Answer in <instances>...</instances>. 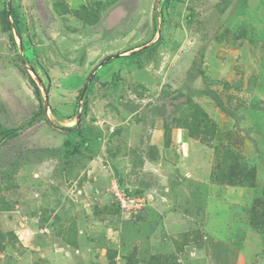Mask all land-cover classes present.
Here are the masks:
<instances>
[{
  "label": "rangeland",
  "instance_id": "374dc122",
  "mask_svg": "<svg viewBox=\"0 0 264 264\" xmlns=\"http://www.w3.org/2000/svg\"><path fill=\"white\" fill-rule=\"evenodd\" d=\"M52 2L0 0V264H264V0H131L98 69Z\"/></svg>",
  "mask_w": 264,
  "mask_h": 264
},
{
  "label": "crops",
  "instance_id": "0c3cea01",
  "mask_svg": "<svg viewBox=\"0 0 264 264\" xmlns=\"http://www.w3.org/2000/svg\"><path fill=\"white\" fill-rule=\"evenodd\" d=\"M52 1V4L50 6L48 5V12L59 13L63 16V19L67 15L73 25L79 24V35H83L86 38L81 44L84 43L83 45H85L82 51L85 48L87 49L83 51L77 60L84 63L83 67L90 69L97 67L98 69L101 66L100 63H104L109 57V54L106 53L108 41L111 43L113 39L121 37L120 35L112 33L114 29L110 30L109 34H107L106 30L112 28L108 20L115 12L121 14L120 20L124 24L129 13L127 10V2L131 0H63L61 3ZM138 4L141 5V0H138ZM69 12L76 13L75 16L77 17L68 15L67 13ZM84 12L90 15L86 19H82ZM121 27V31H123V25ZM115 35L116 37L114 38ZM95 38L102 40L100 45H94L93 41H95ZM137 47H134V49H137ZM152 144L156 143L153 142ZM120 255H122V252H119L118 257ZM115 261L117 262L118 260L116 259Z\"/></svg>",
  "mask_w": 264,
  "mask_h": 264
},
{
  "label": "trees",
  "instance_id": "16d2710c",
  "mask_svg": "<svg viewBox=\"0 0 264 264\" xmlns=\"http://www.w3.org/2000/svg\"><path fill=\"white\" fill-rule=\"evenodd\" d=\"M9 13H10V15H9ZM9 16H10V18H12L13 19V22H14V24L16 25V28H17V35L20 37V39L22 40V36H21V34H20V31H19V27H18V19H19V16H18V13H17V11L15 10V9H12V10H10V12L8 11V12H6L5 13V18H6V24L8 25V27H11L12 28V23H11V21L9 20ZM199 116H201L203 119H201V121L199 120L198 121V119H199ZM191 117H192V120H194L193 122H190V123H192V124H190V123H186V125L188 126V128L189 129H191L192 128V130L194 131V132H199V125L200 124H204V125H207V126H209V128H215L216 127V123L214 122V121H212L211 119H210V117L207 115V113H205L201 108H199L198 106H196V111L191 115ZM192 126V127H191ZM214 131V130H213ZM17 133H16V131H14L12 134H11V136H14V135H16ZM1 188V187H0ZM71 244H73V243H71ZM72 246H74V245H72ZM112 259L114 258V255H112V256H110ZM114 264V263H113Z\"/></svg>",
  "mask_w": 264,
  "mask_h": 264
},
{
  "label": "clouds",
  "instance_id": "9594fccd",
  "mask_svg": "<svg viewBox=\"0 0 264 264\" xmlns=\"http://www.w3.org/2000/svg\"><path fill=\"white\" fill-rule=\"evenodd\" d=\"M19 39H20V37H19ZM21 40V39H20ZM137 50H139V51H137ZM134 51H137V52H134ZM141 51V47H137V49H132V53L130 54V55H124V57H127V56H131L132 54H135V53H138V52H140ZM125 54V53H124ZM122 55V54H121ZM121 55H118V56H116V57H120ZM133 56H135V55H133ZM113 57H114V55H112V56H109L107 59H106V62L107 63H110V61L111 60H113ZM94 78V77H93ZM92 81H93V79H92ZM91 81V82H92Z\"/></svg>",
  "mask_w": 264,
  "mask_h": 264
},
{
  "label": "water",
  "instance_id": "95a60500",
  "mask_svg": "<svg viewBox=\"0 0 264 264\" xmlns=\"http://www.w3.org/2000/svg\"><path fill=\"white\" fill-rule=\"evenodd\" d=\"M9 15H10V13H9ZM9 17H10V16H9ZM12 27H13V30L15 31L16 35H17V29H16L13 25H12ZM17 36H18V35H17ZM18 38H19V36H18ZM91 81H92V77H91ZM91 81H90V83H91ZM90 83L87 84L86 89H87V87H89ZM85 91H86V90H85ZM85 91L83 92V95H84ZM78 123L80 124V118H79V120H78Z\"/></svg>",
  "mask_w": 264,
  "mask_h": 264
},
{
  "label": "built area",
  "instance_id": "2783aa9c",
  "mask_svg": "<svg viewBox=\"0 0 264 264\" xmlns=\"http://www.w3.org/2000/svg\"><path fill=\"white\" fill-rule=\"evenodd\" d=\"M126 202H133V201H131V200H129V199H127V200H122V203H123L122 208H123V209L125 208V204H126Z\"/></svg>",
  "mask_w": 264,
  "mask_h": 264
}]
</instances>
